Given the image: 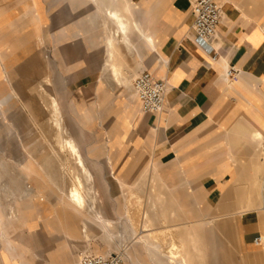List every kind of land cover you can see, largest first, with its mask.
Wrapping results in <instances>:
<instances>
[{
	"label": "crops",
	"instance_id": "0c3cea01",
	"mask_svg": "<svg viewBox=\"0 0 264 264\" xmlns=\"http://www.w3.org/2000/svg\"><path fill=\"white\" fill-rule=\"evenodd\" d=\"M73 1L83 2V12L87 15H77L70 25L78 26L77 21L83 16L88 17L86 31H90L95 20L92 11L96 9L89 5L90 0ZM123 1L153 42L150 46L138 30L133 31L136 53L133 58L127 55L132 68L129 75L137 76L147 70L157 79L165 80L168 93L164 109L159 114L144 113L138 102L129 101L128 92H119L114 85L116 80L110 74L106 75L102 48L101 77L84 91L74 94L72 107L84 110L81 101L89 97L99 106L105 102L110 104L114 126L107 129L105 139L108 142L104 150L113 177L120 185L126 180L122 170L135 153L138 158L134 170L142 177L162 182L169 193L201 191L202 198L207 201L204 215L221 216L229 211H239L226 216L228 218L223 222L220 216L214 217L212 223L223 229L233 226L238 230L240 245L248 251L257 249L254 240L260 236L255 227L259 217L252 213L258 209L264 211V196L260 205H247L249 203L238 200L239 196L250 193L261 195L258 187L264 184L261 177L256 180V172L251 174L264 146V0H221L222 18L217 37L212 41L201 40L193 32V0ZM49 20L47 0H0V126H10L14 115L15 100L19 96L16 67L33 48L31 40L35 47L42 48L44 28ZM59 25L66 31L63 21ZM90 42L94 44L92 38ZM79 56L77 49L71 48L69 57ZM144 59L151 61L147 68ZM231 68L237 73L227 77L226 72ZM46 83L52 85L51 80ZM43 87L39 85L47 92ZM54 97L64 117L60 99ZM94 119L88 113L86 123ZM67 129L82 151L85 145H90L84 141L80 126ZM0 131V150L13 159L9 135ZM256 133H261L263 138L255 140ZM90 152L92 156L94 151ZM262 164L260 161L261 173L264 172ZM20 168L27 179L31 175L41 176L30 161L20 164ZM240 180L246 183L243 189ZM43 188L47 187H38V194L43 193ZM2 193L27 194L20 200H31L30 187H0ZM152 193H155L154 189ZM40 214L44 221L37 218ZM144 214L143 232L146 235L140 240L148 253L151 254L150 249L164 252L162 242L170 241L173 256L169 257L171 262L168 264H179L181 260H187L188 264H203L193 230L152 231V220L148 213V218ZM22 215L20 224L24 226V235L23 240H18L23 244L22 254H15L14 243L1 236L0 242H6L0 253L3 264L77 263L84 249L82 243L85 244L79 235L78 220L66 221L57 208L47 203L38 207L35 213L30 208ZM110 221L114 225V221ZM5 224V220L0 223L2 231ZM83 225L81 233L86 240ZM196 256L198 263L194 262Z\"/></svg>",
	"mask_w": 264,
	"mask_h": 264
},
{
	"label": "rangeland",
	"instance_id": "374dc122",
	"mask_svg": "<svg viewBox=\"0 0 264 264\" xmlns=\"http://www.w3.org/2000/svg\"><path fill=\"white\" fill-rule=\"evenodd\" d=\"M83 4L73 0H47L50 20L44 28L46 31L43 34L44 45L41 49L37 48L34 46V40H31L33 48L26 52V59L16 67V90L19 96L15 100L14 115L10 126H0V130L9 135L8 140L12 143L15 157L9 159L0 150V177L3 183L2 188L30 187L31 200L26 198L20 200V197L25 196L24 194H0V210L3 211L6 222L4 230L0 232V238L3 236L5 240L12 241L15 245V254L21 255L23 244L18 240H23L24 235V226L20 224L23 211L31 208L35 213L38 207L47 203L51 204L52 208H57L61 218L64 217L66 221L78 220L79 235L85 241V244L82 243L81 247L84 246V249L81 252L121 254L126 264L170 263L169 257L173 256L170 241L162 242L164 252L157 253L150 249V254L140 240L146 235V232H143L145 222L143 214L148 213L152 220L150 224L152 231L175 233L186 229L193 230L200 247L203 264H264V211L258 209L252 213L255 217H259V223L255 227L259 235L263 237V244L257 249L248 251L239 244L237 229L233 226L225 229L217 228L216 224L212 223L213 218L220 215H204L207 201L202 198L201 191L193 194L188 191L185 194L169 193L170 191L162 182L157 183L154 178L142 177L139 171L134 170L137 163L135 159L138 158L135 153L122 170V175L126 179L122 180V185L114 179L104 150L108 142L105 139L108 135L107 129L114 126L110 104L105 102L99 106L86 96L88 100L81 101V107L84 110H78L71 105V99L76 92L84 91L102 75L103 57L100 48L104 38V19L98 17L96 10L92 11L93 15L95 14L94 28L86 31L88 17H84L87 14L83 12ZM83 14L82 19L76 22L78 26L70 25L74 17ZM62 21L66 31L61 30L62 25L59 23ZM91 38L94 44H91ZM71 48L77 49L79 58L69 57ZM73 62H78L79 65L73 66ZM145 71L147 70L138 74ZM47 78L51 80L52 85L46 83ZM39 85H43V89L51 95L59 97L61 108L66 116L65 127L72 129V126H80L84 141L90 142V145L84 146L82 153L94 175V186L98 191L97 209L106 219L114 221L112 230L103 229L93 220L91 214L83 212L79 216L67 206L63 192L68 191L71 181L69 177L64 178L62 175L61 161L52 150V148L58 150L54 139L55 130L49 119L41 115L40 107L43 100L42 102L50 111V98L42 88H39ZM118 91L124 90L118 89ZM129 96L128 93V98ZM88 113L95 119L86 123ZM30 115L33 118H30ZM51 143L53 146L49 145ZM90 151H94L92 156ZM59 156L60 159L66 158L62 153H59ZM263 159L262 149L259 152L258 162H263L264 167ZM28 161L41 176L35 178L31 175L27 179L20 164ZM70 161L75 168L74 160ZM39 166H42L44 170L40 172ZM254 172L252 168L251 174L254 175ZM259 177L264 179V172L260 173ZM42 185L47 188H43V193L38 194V187ZM152 189L155 193H152ZM178 190L184 191V189ZM262 197L258 193H250L247 196H239L238 201L249 203L247 205H260ZM40 198L44 201L41 202ZM10 208L16 212V219H9L7 216L11 211ZM235 212L239 211L221 214L220 220L223 222L228 218L226 216ZM37 218L44 221L41 214L37 215ZM84 222L88 225L90 242H87L81 233ZM5 245L6 242H0V253ZM194 262H199L197 256L194 257ZM0 264H3L1 260Z\"/></svg>",
	"mask_w": 264,
	"mask_h": 264
},
{
	"label": "bare ground",
	"instance_id": "6f19581e",
	"mask_svg": "<svg viewBox=\"0 0 264 264\" xmlns=\"http://www.w3.org/2000/svg\"><path fill=\"white\" fill-rule=\"evenodd\" d=\"M89 5L95 8L98 14L104 19V38L101 46V52L106 59V75L110 74L111 78L116 80L114 85L119 90L128 92L130 94L129 100L138 102L141 107V102L133 91V81L139 74L136 77L135 75H129V71L132 68L127 60V55L133 58L136 53L132 35L134 30H138L147 43L150 46H153L150 36L144 33L141 22L132 17L133 14L130 8L123 0H90ZM150 62V60L144 59L145 68L149 66ZM133 77L135 78L133 79ZM46 80L48 83L50 82L49 79ZM45 94L50 98H48L50 100V105L48 104L50 106V111H48L42 100L40 106L41 115L49 119L52 128L55 130L54 139L56 140L55 145L58 150H55L54 148H52V150L55 156L61 161L60 169L62 171V175L64 178L69 177L71 181L68 191L66 193H64L65 191L63 192V195L66 197V203L72 207L79 216L82 215L83 212H87L94 216L95 220L100 222L106 230H112L114 227L113 223L110 220L105 219L103 214L97 209L98 191L94 186V175L83 156L82 149L69 130L64 126V117L56 98L49 92H45ZM262 138L263 135L261 133H256L254 136L255 140H261ZM49 145L53 146L52 143ZM59 153L65 154L66 158L60 159L62 156L60 154V157ZM70 160H74V164L76 165L75 168L72 166V161ZM259 162L257 160L255 164V175L257 181L259 180V174L262 171V166ZM40 167L44 170L42 166ZM245 185L246 183L243 180H240V188L243 189ZM0 187H3L1 177ZM258 190L259 193L264 196V184L260 185ZM40 201H43V199ZM10 209L11 211L7 216L9 219H16V212L14 209ZM144 217L148 218V214H144ZM4 219V213L0 210V223H2ZM83 229L86 240L90 241L86 223H84ZM0 231H2L1 228ZM261 240V244L254 245L256 247L261 246L263 244V237ZM93 253L101 256L114 255L113 253ZM179 264H188V262L187 260H181Z\"/></svg>",
	"mask_w": 264,
	"mask_h": 264
},
{
	"label": "built area",
	"instance_id": "2783aa9c",
	"mask_svg": "<svg viewBox=\"0 0 264 264\" xmlns=\"http://www.w3.org/2000/svg\"><path fill=\"white\" fill-rule=\"evenodd\" d=\"M192 10L193 32L196 37L204 41L214 40L222 18L221 0H193ZM236 73L237 71L231 68L226 72V76L230 77ZM133 91L138 96L144 113L159 114L163 111L168 93L165 80L157 79L150 72H142L133 81ZM261 239V236L257 237L254 244H261ZM76 264H126V262L121 254L101 256L84 251L79 254Z\"/></svg>",
	"mask_w": 264,
	"mask_h": 264
}]
</instances>
